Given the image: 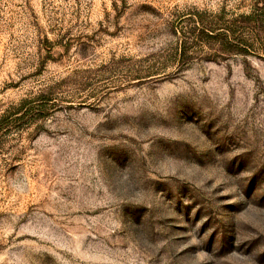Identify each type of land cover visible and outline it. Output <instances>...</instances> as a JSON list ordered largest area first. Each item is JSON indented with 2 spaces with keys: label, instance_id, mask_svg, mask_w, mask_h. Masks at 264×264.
Returning a JSON list of instances; mask_svg holds the SVG:
<instances>
[{
  "label": "rangeland",
  "instance_id": "rangeland-1",
  "mask_svg": "<svg viewBox=\"0 0 264 264\" xmlns=\"http://www.w3.org/2000/svg\"><path fill=\"white\" fill-rule=\"evenodd\" d=\"M255 14L0 0V264H264Z\"/></svg>",
  "mask_w": 264,
  "mask_h": 264
},
{
  "label": "trees",
  "instance_id": "trees-1",
  "mask_svg": "<svg viewBox=\"0 0 264 264\" xmlns=\"http://www.w3.org/2000/svg\"><path fill=\"white\" fill-rule=\"evenodd\" d=\"M255 16L258 19L256 21H262V22H264V14H262V15L261 14H258V15L255 14ZM238 42L241 44V41L240 40ZM248 47H250V46H248ZM258 51L264 52V46L263 47H260V49H258Z\"/></svg>",
  "mask_w": 264,
  "mask_h": 264
}]
</instances>
